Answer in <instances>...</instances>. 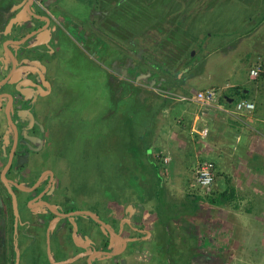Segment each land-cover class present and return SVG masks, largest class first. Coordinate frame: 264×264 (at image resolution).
Instances as JSON below:
<instances>
[{"label": "flooded vegetation", "instance_id": "1", "mask_svg": "<svg viewBox=\"0 0 264 264\" xmlns=\"http://www.w3.org/2000/svg\"><path fill=\"white\" fill-rule=\"evenodd\" d=\"M110 1L114 5L110 19L103 22L104 27L81 30L82 40L91 33L90 38L98 44H112L113 50L106 48L108 51L103 52L97 64L125 91L137 94L142 89L139 82L147 79L150 72L146 65L149 59L138 62L136 51L142 49L151 56L157 53L153 58L162 60L163 72L167 63L165 43L175 39L178 47L183 44L182 36L177 37L176 33L193 27L196 17L185 14L190 9L194 14L199 1L195 4L194 0H183L184 8L177 3L175 8L161 7L159 12L153 9L155 0ZM188 1L190 4H186ZM153 30H162L168 37L162 40L159 33L154 39ZM119 32L125 34L117 38ZM30 34L12 42L23 41ZM143 35L150 38L136 50L135 42ZM68 39L61 37L59 42L45 45L53 48L63 43L66 48L73 44ZM9 40L0 43V264H208L210 257L199 247H194L192 253H185L180 247L182 253L175 257L174 249L179 248L181 238L171 235L167 224L155 218L148 221L142 205L135 210L128 200L121 202L123 197L103 193L98 201L101 209H90L84 204L87 193L76 189L70 180L71 162L55 151L56 146L49 149L56 137L51 119L61 110L50 113L53 82L37 67L41 48L46 46L32 43L31 50L26 49L28 58L35 59L33 66L29 59L22 62L24 57L19 56L23 52L19 56L11 52ZM30 41L31 38L17 46ZM83 45L87 51L93 46L89 42ZM6 49L12 60L7 59ZM159 49L163 52L158 54ZM62 54L57 51L55 59H61ZM181 55L175 52L168 62L173 59L178 67L183 65L186 60ZM8 60V72L4 73ZM14 65L18 75L10 72ZM115 67L120 68L117 77L119 69ZM35 77L42 78L38 81ZM129 206L133 207L132 213ZM103 208L110 214H102ZM157 226L161 234L149 236L147 232L151 234Z\"/></svg>", "mask_w": 264, "mask_h": 264}, {"label": "rangeland", "instance_id": "2", "mask_svg": "<svg viewBox=\"0 0 264 264\" xmlns=\"http://www.w3.org/2000/svg\"><path fill=\"white\" fill-rule=\"evenodd\" d=\"M193 2L195 4L198 2L194 8L197 10L191 14L190 9V12L185 14H188L189 18L196 17L193 27L185 25L189 28L176 33L177 37L181 35L183 38V44L178 47V54L185 55L186 62L191 65L192 62L202 64L203 61L209 60L206 67L202 64L201 68L205 67V70L209 69L211 72L217 70L214 81L219 83V93H226L227 90H222L226 83L238 80L241 85V80L248 79V72L245 66L241 65V60L245 57L249 59L259 50V52L264 50V22L258 23L264 16V0ZM177 3L184 8L183 0H155L153 9L159 12L161 7L165 10L168 6L175 8ZM186 4H190L189 1ZM111 7H114L112 3ZM145 10L149 11L147 8ZM135 31L139 33L140 30ZM247 31L252 32V36L246 38L245 42H239ZM159 33L162 40L168 37L162 30H153L151 37L154 38ZM124 34L119 32L116 37L121 38ZM198 34H203V37L195 43V35ZM149 38L148 35L139 36L135 42V49L137 50L140 43ZM29 43L32 46V41ZM218 44L224 55L207 57L204 52ZM60 45L63 47L64 44ZM228 45H232L231 51L227 50ZM105 46L99 44V55L113 50L112 44L109 47ZM66 51L69 56L55 59L50 66L48 77L53 82L52 94L49 95L52 102L50 113L61 110V114H53L51 119L56 137L53 138V145H49V149L56 146L55 151L71 162L69 164L71 183L76 189H82L87 193L84 204L86 203L90 209H101V203L98 201L100 202L99 196L102 193L104 196L114 195L123 198L126 196L132 201L143 198L146 200L143 204L144 213L154 219L153 214H159L156 207H159L160 202L158 195L150 198L155 190L140 188L141 185L136 184V180L132 185L131 179H126L128 186L126 189L120 186L123 184L122 174H127L129 170L130 174H133L131 169L135 167V162L146 160L145 154L137 156L141 150L134 146L135 141L143 142L149 138L145 133L148 128L144 127L147 120L145 109H149L144 103V91L139 90L134 101L136 93L130 94L125 91L126 89L120 87L119 82L116 84L115 79L109 76L106 70L88 59L73 44H70ZM142 51V49L136 51L137 61L144 63L145 57H151L146 64L149 65L148 69L160 71L162 60L156 61L153 58L157 53L151 56L148 52ZM162 52L163 49H159L158 54ZM50 67H47V72ZM41 78L35 77V80L40 81ZM112 88H115L113 89L116 91L115 94ZM139 165V168L146 172L145 161ZM147 168L150 169L149 166ZM143 172L136 171V175ZM163 181L168 192L163 195V201L167 202L165 209L170 215L166 223L169 225L168 232L174 236L179 235L182 240L178 242L179 248L174 249L175 257L179 256L178 253H182V250L185 253H192L194 247H199L201 252L210 257L208 264H264L262 188L254 189L250 193L244 192V196L234 193L231 201L223 206H214L202 201L197 210L188 213L171 209L175 204L169 200L178 201L188 190L190 192L195 190L189 188L188 184L180 187L174 186L171 180ZM214 188L220 190L216 185ZM150 207L153 209L152 213ZM166 211L163 209L160 214ZM101 212L110 214L105 208ZM157 228L159 229V226ZM186 256L187 254H184L183 259Z\"/></svg>", "mask_w": 264, "mask_h": 264}, {"label": "crops", "instance_id": "3", "mask_svg": "<svg viewBox=\"0 0 264 264\" xmlns=\"http://www.w3.org/2000/svg\"><path fill=\"white\" fill-rule=\"evenodd\" d=\"M110 2V0H43L44 5L51 12L48 13L37 6L34 1L32 4L30 0H2L0 2V43L7 39H10L8 41L10 43V41L23 38L29 32L36 30H38L37 34L31 38L32 43L35 44L43 43L45 45L50 44L51 41L59 42L61 37L68 36V40L74 44L76 49L97 63L101 59V55L98 54L99 44L93 37L90 38L91 33L83 41L81 30L104 27L103 22L109 20L113 12ZM46 18H48L47 22L43 20ZM251 36L252 32L240 38L239 42H245L246 38ZM195 37L194 41L197 43L203 34L195 35ZM209 37L211 36L209 35ZM84 42L93 45L90 47L92 48L90 51H87L83 45ZM11 44L9 48L12 53L17 55L19 52L24 53L21 56L18 55L24 57L23 63L29 59V64L36 65L34 57L28 58V52H26V49L31 50V43L20 46ZM165 45L164 54L167 63L164 67L166 70L163 72L162 70H147L150 72L148 78L142 82L143 84L139 82L138 85L142 88L139 90L144 91L145 105L149 106V109H145V113H147L145 128H148L145 133L149 137L147 139L149 143L147 155H151V158L160 165L159 174L163 180H171L174 182V186L179 185L180 187H183V184H188L189 188L195 189L194 169L197 162L211 160L216 168L214 186L220 187L219 192L227 188L244 196V192L250 193L254 189L258 190L259 187L264 190V76L256 81H251L248 77V79L240 81L241 85L238 80L226 83L222 86V90H227V92L219 93V99L214 106L202 107L195 101L181 100L180 98L182 96L192 97L196 92L207 89L218 91L219 83L214 81L217 70L214 72L209 69L205 70L209 60L202 62L204 68H201L202 64L197 62H192V65L184 62L178 67V63H175L173 59L168 62V59L178 52V43L174 39L172 42H166ZM45 46L46 49L45 47L41 48L43 53L37 67L43 75L47 73L48 76L57 51H63L62 58L64 59L69 56L65 49L70 45L66 48L62 45H54L53 48ZM227 50L231 51L232 45H228ZM259 51L249 59L245 57L241 60V65L245 66L246 72L259 60H264V50ZM204 53L209 58L215 55H224L219 44ZM6 55L7 59L12 60L8 50H6ZM181 56L185 57L183 54ZM9 62V60L5 62L4 73L8 72ZM47 67H50L48 72ZM117 69L119 71L116 73V77L120 73V68ZM10 72L12 71L10 70ZM15 75L18 74L15 73ZM142 78L141 75L138 80L140 81ZM233 88H240L247 95L245 100L255 104L252 111H242L239 114L231 115L223 110L237 100H244L238 99L233 94L234 92L231 93L233 95H229V90L231 91ZM223 98L226 99L222 100ZM230 98L234 101L229 102ZM163 155L169 157V161L165 164L161 158ZM189 193L188 190L186 194ZM186 194H183L180 200H174L177 204L169 200V202L175 203L171 209L181 212L188 211L183 208ZM129 202L137 210L136 201L129 200ZM145 202L146 200H142L138 204L144 206ZM150 210L153 209L150 207ZM161 212L162 210H160ZM160 213L153 215L156 221L159 220L165 225L170 219L169 212ZM147 220H153V218L147 216ZM160 230V228H156V232H151L148 229L151 232L149 236H159Z\"/></svg>", "mask_w": 264, "mask_h": 264}, {"label": "trees", "instance_id": "4", "mask_svg": "<svg viewBox=\"0 0 264 264\" xmlns=\"http://www.w3.org/2000/svg\"><path fill=\"white\" fill-rule=\"evenodd\" d=\"M264 22V16L262 18H260V21H258L259 24L263 23ZM255 26V25H254ZM255 28V27H254ZM250 32L247 31L245 35H248ZM230 94L229 95H236L238 97V99H246L247 98V95L241 91L240 88H233L231 91L229 90ZM234 92V93H233ZM233 93V94H231ZM137 94L135 95V98H134V101L135 99H137ZM226 98H223L222 100H224ZM139 101V100H138ZM236 101V100H235ZM238 101V100H237ZM236 101V102H237ZM226 102V101H225ZM131 103V102H130ZM228 103V101H227ZM228 106H231V105H228ZM144 123V122H143ZM144 127H145V123H144ZM134 131V129H133ZM136 144L134 145L137 149L141 150L137 156H143L146 158V160L142 159V162L145 161V165L144 167H146V172H143L140 168H139V163H142L140 161H136L135 162V167H133L131 170H133V174H130V170L128 171L127 174H122V179H123V184H121L120 186L122 188H125L128 187L127 186V181L126 179H131L130 183H132V185H134V182L136 180V184L138 185H141V187H144L148 190H155L153 192V194H151L153 197L155 195H158L160 196L159 199H160V202H159V207H156L157 211H159L160 213V210H165V208L167 207L166 206V202L163 201V195L164 193L166 192V189H165V186H164V181H163V178L162 176L159 174V171H160V165L157 164L154 159L151 158V155H147V150H148V140H144L143 142L141 141H135ZM204 161V160H203ZM207 161H211V160H207ZM121 162V161H120ZM213 162V161H211ZM123 163V162H121ZM120 163V164H121ZM214 164V162H213ZM215 165V164H214ZM143 166V165H141ZM150 167V169H148L147 167ZM136 171L138 172H143V174H138L136 175ZM147 172H150V173H147ZM143 176V177H142ZM216 178V176H215ZM135 184V185H136ZM154 187V188H153ZM195 190V192H190L189 194H186L185 198V205L183 208H186L188 209V213H192L194 210H197L198 207H199V204L200 202L202 201H205L211 205H214V206H223V205H226L229 201H231V198L234 197V190L232 189L231 191L229 189H225L224 191H216V189L213 188L212 192L208 195H202L198 189H193ZM156 193V194H155ZM120 197V196H119ZM124 200H128V197H124L121 199V202H124ZM144 200L143 198H137V200H134L136 201L135 204L136 207L138 208L140 206L139 201H142ZM175 204V203H174ZM153 211V210H152ZM152 211H150V213H152ZM187 212V211H186Z\"/></svg>", "mask_w": 264, "mask_h": 264}, {"label": "built area", "instance_id": "5", "mask_svg": "<svg viewBox=\"0 0 264 264\" xmlns=\"http://www.w3.org/2000/svg\"><path fill=\"white\" fill-rule=\"evenodd\" d=\"M2 0H0L1 2ZM37 6L41 7L43 10L48 12L45 7L43 0H34ZM264 76V60H259L254 64L248 71V77L251 81H256ZM181 100L195 101L198 105L202 107H211L219 99V91L216 89H207L203 91L196 92L192 97L182 96ZM255 108V104L248 100H238L229 107L223 109L228 114L234 115L239 114L242 111H252ZM163 163L169 161V157L161 156ZM216 176V168L211 161H198L194 169V186L195 189L200 190L202 195H208L212 192L214 188Z\"/></svg>", "mask_w": 264, "mask_h": 264}, {"label": "water", "instance_id": "6", "mask_svg": "<svg viewBox=\"0 0 264 264\" xmlns=\"http://www.w3.org/2000/svg\"><path fill=\"white\" fill-rule=\"evenodd\" d=\"M33 1L34 0H30V2H32V4H33ZM44 21H48V18H46V19H43ZM37 32H38V30H36V31H33V32H31V34L30 35H28L27 37H26V41L27 40H29L30 38H32L35 34H37ZM25 40H23V41H13V42H11L10 41V43H8V44H11V43H14L15 45H18V44H21V43H23ZM6 50H8V49H6ZM9 51V50H8ZM9 53L11 54V52L9 51ZM140 56H141V54H140ZM14 67V66H13ZM15 72H16V70H15V67H14V69H13V71H12V74H15ZM228 98V97H227ZM228 101L229 102H233L234 101V99H232V98H230V99H228ZM133 209V207L132 206H129V209L128 210H130V213H132V210ZM148 234H149V232H147ZM3 234V233H2Z\"/></svg>", "mask_w": 264, "mask_h": 264}]
</instances>
